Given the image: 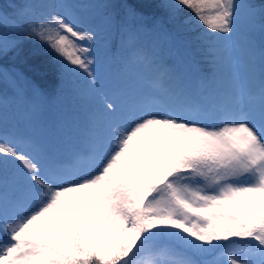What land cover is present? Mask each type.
Returning a JSON list of instances; mask_svg holds the SVG:
<instances>
[{"label":"snow or ice","instance_id":"6c2138e0","mask_svg":"<svg viewBox=\"0 0 264 264\" xmlns=\"http://www.w3.org/2000/svg\"><path fill=\"white\" fill-rule=\"evenodd\" d=\"M8 7L0 9V264H264V39L253 35L258 28L264 37V3L162 0L166 19L151 27L130 0ZM91 8L97 13L85 17ZM97 18L125 65L155 62L143 36L163 34L179 53L189 32L195 47L185 51L207 73L193 89L163 67L148 91L110 97L93 55ZM242 20L243 66L233 61L239 49H221ZM25 38L99 99L102 119L93 113L70 160L2 127L3 110L24 96L26 78L8 60ZM222 50L227 86L217 81Z\"/></svg>","mask_w":264,"mask_h":264},{"label":"rangeland","instance_id":"374dc122","mask_svg":"<svg viewBox=\"0 0 264 264\" xmlns=\"http://www.w3.org/2000/svg\"><path fill=\"white\" fill-rule=\"evenodd\" d=\"M123 1V0H122ZM141 5L142 8H146L147 11H142L145 16L149 17L148 24H151L156 19H166L163 9L160 8L162 0H157L154 3L161 11L153 13L150 10L149 3H153L152 0H135ZM50 2V0H44V3ZM109 2V0H81L82 5H96ZM111 2H121L120 0H111ZM240 3H252L257 6L264 3V0H238ZM122 3V2H121ZM97 9H86L83 15H93L97 13ZM187 12L181 15V20ZM242 17H246V13L242 11ZM179 23V21H177ZM171 28L172 26L169 25ZM248 26L246 20H242L240 31L244 34ZM96 29L98 32V39L95 45V51L93 53L97 61L98 74L101 76V85L105 91H117L121 84L128 85L132 83H138L142 79L147 78L146 75L153 71L148 69L149 66L154 67L152 63L147 62H135L127 63L126 65L119 59H114L111 52L105 45L104 37L105 30L100 19H96ZM258 30V28H256ZM255 30V31H256ZM254 31V32H255ZM186 44L181 47L180 52H177L176 46L169 38L163 34H148L142 37V51L145 56L155 61L160 65V68L156 67V70L162 71L166 65L169 69H175L181 73L189 76L185 71H196L195 74L201 76V74L207 73V65L202 62L199 65H194L189 58L185 48L189 51L195 47V40L192 33H182ZM242 34L237 33L232 41L224 42L221 45V49L226 48V45H231L240 50V52L233 57V61L239 62L242 66L247 63V57L243 53V49L246 47V42L242 38ZM27 43L33 41L26 38ZM36 48H32L35 53L39 54L38 58L40 63L36 65L40 68L36 70V73L46 74L48 82L52 87L46 93L45 89L36 82L33 83L30 75H24L27 83L23 85L24 96L12 100L9 105L3 110L2 114V127L11 133L12 135L21 137H28L43 145L46 149L56 152L61 158L70 160L73 155L83 147L84 139L89 129V121L96 113L97 117L102 119V116L98 112L99 99L91 93L89 85L86 79L77 77L71 73L63 72L60 64L53 59V54L46 49L43 50L32 43ZM43 51V52H42ZM44 52H46L44 54ZM125 58L127 54H123ZM220 68L217 72V81L227 86L230 71V62L226 57L223 50L220 53ZM23 56L11 60L13 63H23ZM27 60V59H26ZM166 64V65H165ZM17 68V67H16ZM18 69V68H17ZM203 71H202V70ZM20 71V69H18ZM27 71V70H26ZM135 71V72H134ZM21 72V71H20ZM134 72V73H133ZM22 73V72H21ZM129 73L132 76L130 82L123 81L120 85H116L109 79L116 75L123 76L125 78ZM195 75V76H197ZM190 82L192 79L189 78ZM192 85V84H191ZM35 87L39 90V95L34 96L32 94V88ZM194 89V85H192ZM146 91L147 88L145 89ZM109 94V92H108ZM110 95V94H109ZM156 98H159L157 95ZM81 144V147L79 146ZM6 237L0 232V244L5 242Z\"/></svg>","mask_w":264,"mask_h":264},{"label":"trees","instance_id":"16d2710c","mask_svg":"<svg viewBox=\"0 0 264 264\" xmlns=\"http://www.w3.org/2000/svg\"><path fill=\"white\" fill-rule=\"evenodd\" d=\"M121 2H124V0H120ZM68 2L70 3H81V0H68ZM130 2L139 4L138 2H136L135 0H130ZM152 4L149 3V8L150 10L155 13L156 11H161V9L157 8V6L154 3H157V0H152ZM24 3H33V4H42L44 3V0H0V9L7 11L9 13L12 12V7H8V5H18V4H24ZM140 10L142 11H147L146 8H140ZM34 44L40 45L37 42H32ZM32 43H27L26 42V38L24 41V44L21 48V55L23 56L22 59L23 63L21 64H15L13 63L11 60H8V64L10 66H14L17 67L18 69H20V71L24 74V75H30L31 76V80L33 83H37L40 84L41 87H43L46 91V93L49 91V88L52 87V85H50V83L48 82L47 79V75L46 74H40V73H36V70L40 69L36 63H40L38 58L40 56V52L39 54L35 53L34 50H32V48H36V46H34ZM43 50H45V48L41 45V46H37ZM43 52V51H42ZM46 52H44L45 54ZM19 56V57H20ZM27 59V60H26ZM34 67L36 68V70H34ZM167 68H169L166 65ZM27 70V71H26ZM202 70V69H201ZM203 71V70H202ZM189 76H187L188 78H191L193 81V84L195 86L198 85V81H199V75L195 74L196 71H185ZM197 75V76H195ZM109 79H111V81L116 85V83L121 79L120 75H116L115 77H111L110 75L108 76ZM11 134V133H10ZM17 135V134H16ZM20 136H22L23 134H18Z\"/></svg>","mask_w":264,"mask_h":264}]
</instances>
